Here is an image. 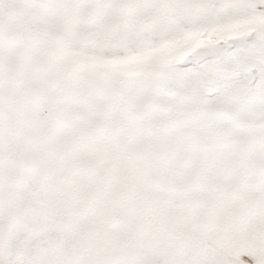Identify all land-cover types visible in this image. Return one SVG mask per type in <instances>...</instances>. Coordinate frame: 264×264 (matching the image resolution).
I'll return each mask as SVG.
<instances>
[{
    "label": "snow or ice",
    "instance_id": "6c2138e0",
    "mask_svg": "<svg viewBox=\"0 0 264 264\" xmlns=\"http://www.w3.org/2000/svg\"><path fill=\"white\" fill-rule=\"evenodd\" d=\"M0 264H264V0H0Z\"/></svg>",
    "mask_w": 264,
    "mask_h": 264
}]
</instances>
